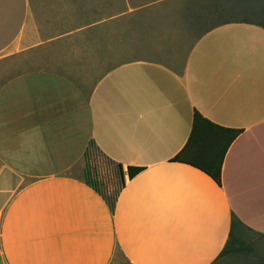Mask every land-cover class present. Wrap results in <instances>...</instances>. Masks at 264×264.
<instances>
[{
	"label": "crops",
	"instance_id": "0c3cea01",
	"mask_svg": "<svg viewBox=\"0 0 264 264\" xmlns=\"http://www.w3.org/2000/svg\"><path fill=\"white\" fill-rule=\"evenodd\" d=\"M164 1L0 0V61L72 36L74 54L128 53L118 41ZM258 23L201 32L178 71L133 60L87 90L40 69L0 85V264H115L117 252L122 264H215L232 215L264 237ZM90 141L122 166L111 205L76 173ZM219 166L220 184L201 169ZM128 167L142 169L130 179Z\"/></svg>",
	"mask_w": 264,
	"mask_h": 264
},
{
	"label": "rangeland",
	"instance_id": "374dc122",
	"mask_svg": "<svg viewBox=\"0 0 264 264\" xmlns=\"http://www.w3.org/2000/svg\"><path fill=\"white\" fill-rule=\"evenodd\" d=\"M209 0H177L164 1L159 5L142 12L144 29L130 40H119V45L129 46L128 53L99 60L98 56L84 53H71L74 36L68 40L51 42L33 52L21 54L18 57L0 61V85L9 78L31 70H48L59 73L76 85L86 90L110 67L133 60H149L162 63L176 71L180 70L185 54L196 37L220 21L248 20L262 22L259 7L249 14L247 8H241L239 13L228 15L210 13L207 9ZM206 7V8H204ZM247 9V10H246ZM240 10V8H239ZM44 26V25H43ZM49 31L48 34L55 35ZM89 43L81 42V47ZM87 48V47H86ZM80 49V48H79ZM97 69H96V68ZM77 175L88 173L105 201L111 205L120 190L121 183L117 166L107 159L96 147H91ZM238 246L231 254L219 257L215 264H264V237L243 231L236 237ZM121 254L116 253L115 264H122Z\"/></svg>",
	"mask_w": 264,
	"mask_h": 264
},
{
	"label": "trees",
	"instance_id": "16d2710c",
	"mask_svg": "<svg viewBox=\"0 0 264 264\" xmlns=\"http://www.w3.org/2000/svg\"><path fill=\"white\" fill-rule=\"evenodd\" d=\"M209 12L210 13H220L221 11H223V13H226L228 15H232L235 13H239L242 9L241 8H247L250 12L249 14H257L258 12H252L255 7H259L261 13L264 12V0H209ZM240 8V10H239ZM246 9V10H247ZM260 15V14H257ZM264 17V14L262 13L261 18ZM233 21H238V22H250L248 20H232V21H220L216 24H214L213 26L210 27V29L225 24V23H229V22H233ZM259 25H263L264 24L258 23ZM178 74H181V71L178 72ZM193 129L192 132L194 130V127L196 126V124H198L200 121H203V119L201 118V116L198 114V112L194 111L193 114ZM205 121V120H204ZM209 123V122H207ZM240 130H233V136L230 138L228 145L233 141V139L240 133ZM91 147H96L94 142L90 141L87 145V148L84 152V159H86V156L89 152V149ZM226 148L224 149L223 154L225 153ZM173 161H177L179 160V156L177 155L176 157H174L172 159ZM220 166H221V162H220ZM220 166L218 168V171L216 172H212L209 170H206L205 168H201L203 170H205L209 175H211L213 177V179L220 184ZM118 168V172H119V178H120V183H121V187L124 184V180H123V170H122V166L121 165H117ZM142 168H136V167H128L127 168V176L128 178H132L134 177L139 171H141ZM84 180L86 182V184L92 186L93 188L97 189V186L95 184V181H93L90 177V175L88 173H84ZM120 187V188H121ZM243 229H240V228ZM247 230L246 228H244L241 223L239 222V220L232 215L231 217V233L229 235V239L228 242L226 244V246L223 248V250L221 251L220 257L224 256V255H228L231 254L235 251L236 247L238 246V242L236 243L237 239L236 237L241 235L243 231ZM254 234V233H253ZM258 235V234H255ZM259 236V235H258ZM236 240V241H235Z\"/></svg>",
	"mask_w": 264,
	"mask_h": 264
},
{
	"label": "built area",
	"instance_id": "2783aa9c",
	"mask_svg": "<svg viewBox=\"0 0 264 264\" xmlns=\"http://www.w3.org/2000/svg\"><path fill=\"white\" fill-rule=\"evenodd\" d=\"M0 217H1V215H0Z\"/></svg>",
	"mask_w": 264,
	"mask_h": 264
}]
</instances>
